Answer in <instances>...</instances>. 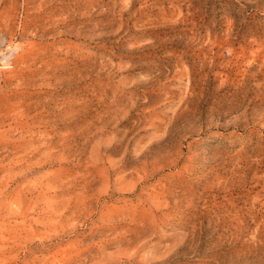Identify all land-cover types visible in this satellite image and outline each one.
Segmentation results:
<instances>
[{
    "label": "rangeland",
    "instance_id": "1",
    "mask_svg": "<svg viewBox=\"0 0 264 264\" xmlns=\"http://www.w3.org/2000/svg\"><path fill=\"white\" fill-rule=\"evenodd\" d=\"M0 264H264V0H0Z\"/></svg>",
    "mask_w": 264,
    "mask_h": 264
},
{
    "label": "bare ground",
    "instance_id": "2",
    "mask_svg": "<svg viewBox=\"0 0 264 264\" xmlns=\"http://www.w3.org/2000/svg\"><path fill=\"white\" fill-rule=\"evenodd\" d=\"M16 51H17V48L16 47H9L7 48V51L5 53L2 54V59L5 61L9 58H12L14 59L15 56H16Z\"/></svg>",
    "mask_w": 264,
    "mask_h": 264
},
{
    "label": "built area",
    "instance_id": "3",
    "mask_svg": "<svg viewBox=\"0 0 264 264\" xmlns=\"http://www.w3.org/2000/svg\"><path fill=\"white\" fill-rule=\"evenodd\" d=\"M12 67V58H9L7 60H3L2 56L0 58V72L9 70Z\"/></svg>",
    "mask_w": 264,
    "mask_h": 264
}]
</instances>
